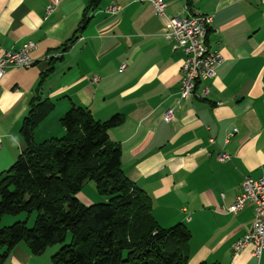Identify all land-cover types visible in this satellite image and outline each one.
<instances>
[{
  "label": "crops",
  "instance_id": "crops-1",
  "mask_svg": "<svg viewBox=\"0 0 264 264\" xmlns=\"http://www.w3.org/2000/svg\"><path fill=\"white\" fill-rule=\"evenodd\" d=\"M88 1L59 0L48 14L50 0H0V54L36 42L34 64L11 66L0 81V172L22 152L20 127L49 67L45 58L63 51ZM165 1L170 16L214 15L207 43L223 60L215 77L197 86L200 92L207 85L208 95L177 103L184 55L162 35L165 19L149 0H102L38 93L54 109L36 127L35 140L63 135L60 118L73 106L99 120L123 114L110 129L122 147V168L151 196L161 226L182 223L190 230L187 264H264V250L258 259L253 244L232 249L251 230L254 205L236 213L221 208L234 203L245 175L264 174V0H192L191 10L187 0ZM111 5L121 10L107 12ZM168 108H174L170 122ZM222 151L230 159H219ZM53 254L35 255L20 242L4 264H52Z\"/></svg>",
  "mask_w": 264,
  "mask_h": 264
},
{
  "label": "trees",
  "instance_id": "trees-1",
  "mask_svg": "<svg viewBox=\"0 0 264 264\" xmlns=\"http://www.w3.org/2000/svg\"><path fill=\"white\" fill-rule=\"evenodd\" d=\"M101 2L88 1L63 51L87 27ZM187 6L192 9V0ZM61 58H49V67L41 72L20 127L22 152L0 172V224L5 215L37 213L32 226L27 220L0 226V264L20 242L35 255L59 244L52 256L55 264H187L190 230L182 223L161 226L151 196L122 168V147L111 140L110 129L123 122V114L99 120L88 108L73 106L60 118L63 135L35 140L36 127L54 109V103L38 93ZM87 180L96 182L106 202H81L78 193Z\"/></svg>",
  "mask_w": 264,
  "mask_h": 264
},
{
  "label": "built area",
  "instance_id": "built-area-1",
  "mask_svg": "<svg viewBox=\"0 0 264 264\" xmlns=\"http://www.w3.org/2000/svg\"><path fill=\"white\" fill-rule=\"evenodd\" d=\"M155 9L156 15L165 19L162 35L170 42L173 50H180L184 55L182 64V79L179 87L177 103L185 99L204 98L210 89L204 85L200 92L197 86L200 82L211 80L216 75L217 67L223 60L222 52L212 48L207 43L209 30L212 27L214 15L200 12H190L187 16H170L167 13V2L165 0H149ZM59 0H50L47 13H51ZM121 10L120 5H111L107 12L116 14ZM36 47V42L28 40L19 49L8 50L0 54V81L7 69L11 66L29 67L34 64L31 52ZM62 52L57 51L49 54L45 59L57 58ZM44 59V60H45ZM121 68H124L122 65ZM99 78L95 76L94 81ZM164 119L170 122L174 119V108H168ZM237 128L228 134L226 142L237 132ZM215 142L214 138L210 139ZM219 159H230V154L222 151L218 154ZM248 203L254 205L255 218L250 231L232 244L234 253L240 252L247 245L253 244V254L260 259L264 250V174L258 178L245 175L242 182V191L236 196L234 203L230 206H221L222 210L236 213ZM189 219V217H188Z\"/></svg>",
  "mask_w": 264,
  "mask_h": 264
},
{
  "label": "rangeland",
  "instance_id": "rangeland-1",
  "mask_svg": "<svg viewBox=\"0 0 264 264\" xmlns=\"http://www.w3.org/2000/svg\"><path fill=\"white\" fill-rule=\"evenodd\" d=\"M190 13V12H189ZM189 13H187L184 16H187ZM210 14V13H208ZM182 16V17H184ZM180 17V16H179ZM212 28V27H211ZM210 31V30H209ZM209 34V33H208ZM122 67V66H121ZM122 69V68H121ZM95 77V76H94ZM93 77V78H94ZM98 77V76H97ZM99 78V77H98ZM99 80V79H98ZM97 80V81H98ZM94 81V80H93ZM179 94V92H178ZM186 100V99H185ZM188 100V99H187ZM191 100V99H190ZM78 198L81 200V202H83L84 204H94V203H102V202H106L108 199L105 195H102L99 193L98 189H97V184L95 181L93 180H87L84 184L83 187L81 188V190L78 193ZM36 211H34L31 214L28 213H21L19 215H5L4 220H2L3 222L0 224L1 227L3 226H8L12 223H14L15 221L18 220H27L28 221V225L32 226L34 224L35 218H36ZM11 217H16L17 219L15 221H13L12 223H6L5 219L7 218H11ZM7 224V225H5ZM60 248L59 244H52L49 245L47 247V249L45 250L44 253H56L58 251V249ZM53 262V260H52ZM52 264H55L54 262Z\"/></svg>",
  "mask_w": 264,
  "mask_h": 264
}]
</instances>
